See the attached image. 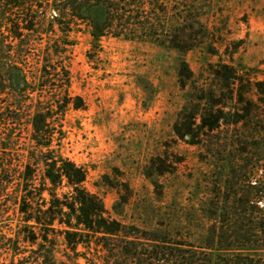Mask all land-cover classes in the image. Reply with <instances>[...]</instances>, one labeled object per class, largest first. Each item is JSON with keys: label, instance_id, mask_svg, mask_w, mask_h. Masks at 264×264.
Listing matches in <instances>:
<instances>
[{"label": "rangeland", "instance_id": "1", "mask_svg": "<svg viewBox=\"0 0 264 264\" xmlns=\"http://www.w3.org/2000/svg\"><path fill=\"white\" fill-rule=\"evenodd\" d=\"M12 1L0 27V264L42 263L40 250L56 264H147L186 235L184 219L220 224L199 205L223 199L228 180L239 196L244 173L264 170V0ZM54 59L69 71L63 115L48 111ZM39 108L48 157L82 167L93 199L73 203L64 179L59 202L38 197L40 171L25 189ZM49 208L63 214L36 223ZM242 254L263 261L264 246Z\"/></svg>", "mask_w": 264, "mask_h": 264}, {"label": "trees", "instance_id": "2", "mask_svg": "<svg viewBox=\"0 0 264 264\" xmlns=\"http://www.w3.org/2000/svg\"><path fill=\"white\" fill-rule=\"evenodd\" d=\"M3 1L5 0H0V27L4 14ZM11 4L19 5L20 3L13 0ZM3 48V43L0 41V66L2 65ZM58 53L59 51L55 50L54 56ZM52 61L48 67L51 72L47 70L45 72L51 74L54 81L59 82V85L53 84L58 97L55 101V109L50 108L48 111L63 115L70 98L68 95L69 71L61 62L57 63V59ZM22 80L25 83V77H22ZM261 95L263 97L261 102L264 103V88L261 90ZM47 114L49 113H44L39 108L36 109L33 115L32 142L34 143L33 146L37 147V152L32 151L30 153L33 167L31 169L28 166L26 172L19 175L20 180L24 183L26 189L33 173L40 171L42 186L34 191V194L38 197L41 198L42 193L47 192L51 200L59 202L56 189L61 186L64 179L66 185L72 188L69 197H71L73 203H81V198L83 200L85 195L93 199L94 196L85 192L82 187L86 176V172L82 167L66 159L55 160L48 157L52 152L49 148L50 138L44 140L47 135L44 133L46 129L43 126ZM42 139L43 142L40 141ZM41 166H43L42 171ZM5 174V181L8 182V174ZM252 174L255 178L256 173ZM257 176L255 180H252L253 177H250V173H244L243 186H240L239 196H237L238 194L232 182L228 180L225 185L226 194L223 199L218 197L216 200L199 205L201 212L209 211L215 214L219 210L222 214L220 224H216L217 221H215L216 223L214 222L215 224H212V226L200 225L193 229V223L188 219H184L178 230L180 234H182V230H185L186 235L182 234L178 241H162L161 246H154L152 248L153 255L148 257L147 264H264V260L261 261L262 259L247 257L242 254L246 249L255 251L264 246V170ZM48 183L49 185H47ZM63 196L68 198L67 194H63ZM194 210L193 205L180 207V212L187 218V215ZM62 214V209L52 211L49 208L45 211L38 210L33 219L39 225L48 226L55 216ZM41 252L42 250L37 252V258H42L43 264L45 260H48L49 264H56L54 254L51 253L46 257ZM42 263L37 259L36 264Z\"/></svg>", "mask_w": 264, "mask_h": 264}]
</instances>
